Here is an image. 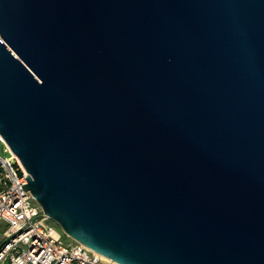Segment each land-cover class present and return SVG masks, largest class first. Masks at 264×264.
Wrapping results in <instances>:
<instances>
[{
	"label": "water",
	"instance_id": "water-1",
	"mask_svg": "<svg viewBox=\"0 0 264 264\" xmlns=\"http://www.w3.org/2000/svg\"><path fill=\"white\" fill-rule=\"evenodd\" d=\"M0 135L116 264H264V0H0Z\"/></svg>",
	"mask_w": 264,
	"mask_h": 264
},
{
	"label": "built area",
	"instance_id": "built-area-1",
	"mask_svg": "<svg viewBox=\"0 0 264 264\" xmlns=\"http://www.w3.org/2000/svg\"><path fill=\"white\" fill-rule=\"evenodd\" d=\"M0 141L7 152L0 155V264H114L69 237L64 240L31 191L23 190L29 173Z\"/></svg>",
	"mask_w": 264,
	"mask_h": 264
},
{
	"label": "rangeland",
	"instance_id": "rangeland-1",
	"mask_svg": "<svg viewBox=\"0 0 264 264\" xmlns=\"http://www.w3.org/2000/svg\"><path fill=\"white\" fill-rule=\"evenodd\" d=\"M0 155H2V156H7V152L5 151V145H4V143H2L1 141H0ZM54 225L56 226V228L57 229H59L61 232H62V229L57 225V224H55L54 223ZM2 231H4V228H0V232H2ZM63 233V232H62ZM65 236V235H64ZM64 240L65 241H71L68 237H64Z\"/></svg>",
	"mask_w": 264,
	"mask_h": 264
},
{
	"label": "bare ground",
	"instance_id": "bare-ground-1",
	"mask_svg": "<svg viewBox=\"0 0 264 264\" xmlns=\"http://www.w3.org/2000/svg\"><path fill=\"white\" fill-rule=\"evenodd\" d=\"M0 137L2 138V136L0 135ZM2 140L5 142V144H7L6 143V141L2 138ZM7 146H8V144H7ZM9 147V146H8ZM14 154V153H13ZM15 155V154H14ZM114 263V262H113ZM114 264H116V263H114Z\"/></svg>",
	"mask_w": 264,
	"mask_h": 264
}]
</instances>
